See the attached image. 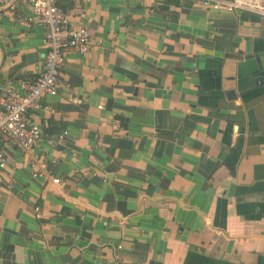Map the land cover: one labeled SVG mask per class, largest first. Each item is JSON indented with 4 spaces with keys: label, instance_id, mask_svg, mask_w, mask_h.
<instances>
[{
    "label": "crops",
    "instance_id": "obj_1",
    "mask_svg": "<svg viewBox=\"0 0 264 264\" xmlns=\"http://www.w3.org/2000/svg\"><path fill=\"white\" fill-rule=\"evenodd\" d=\"M217 1L58 0L93 41L30 111L38 144L1 143L0 264H264V16ZM31 15L0 6L17 90L45 69Z\"/></svg>",
    "mask_w": 264,
    "mask_h": 264
},
{
    "label": "built area",
    "instance_id": "obj_2",
    "mask_svg": "<svg viewBox=\"0 0 264 264\" xmlns=\"http://www.w3.org/2000/svg\"><path fill=\"white\" fill-rule=\"evenodd\" d=\"M9 1L0 0V6ZM22 1L32 8V15L27 18V24L31 26L39 22L45 27L42 40V45L46 48L45 69L33 81L19 80L21 90L14 89L10 79L0 83V180L7 167V157L1 143L11 140L22 150H28L38 144L42 132L40 125L31 119L30 111L43 107L44 95H56L60 91L65 52L73 49L85 55L93 41L89 28L73 25L58 0ZM211 6L230 11L248 10L264 16V0H221ZM49 142L54 144L53 140ZM30 165L34 175L44 173L47 167L46 162L38 160H32ZM53 181L58 184L61 179L54 177Z\"/></svg>",
    "mask_w": 264,
    "mask_h": 264
}]
</instances>
